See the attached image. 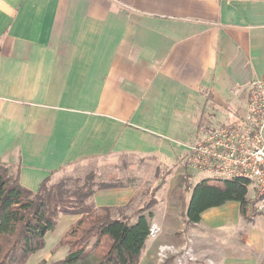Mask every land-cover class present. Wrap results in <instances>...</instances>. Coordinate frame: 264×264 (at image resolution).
<instances>
[{
    "label": "crops",
    "instance_id": "crops-1",
    "mask_svg": "<svg viewBox=\"0 0 264 264\" xmlns=\"http://www.w3.org/2000/svg\"><path fill=\"white\" fill-rule=\"evenodd\" d=\"M253 79L264 81V0H0V164L35 190L52 172L98 162V176L124 186L94 203L117 215L161 176L151 218L161 231L138 264H175L158 262L162 243L191 247L186 264H257L221 260L217 242L192 236L203 215L186 222L191 143L179 137L198 123L215 130L222 111L240 116ZM61 215L62 234L45 246L79 218Z\"/></svg>",
    "mask_w": 264,
    "mask_h": 264
},
{
    "label": "trees",
    "instance_id": "trees-1",
    "mask_svg": "<svg viewBox=\"0 0 264 264\" xmlns=\"http://www.w3.org/2000/svg\"><path fill=\"white\" fill-rule=\"evenodd\" d=\"M55 174L34 190L20 182L12 166L0 164V264H25L41 251L61 214L79 216L58 243L67 247V253L58 261L43 259L37 264H138L153 212L144 213L140 208L133 221L132 216L114 215L111 207L96 206V191L124 186L123 182L100 179L93 171L84 177ZM250 185V180L242 177H203L192 187L186 222L198 223L205 211L228 202H236L240 213L252 219Z\"/></svg>",
    "mask_w": 264,
    "mask_h": 264
},
{
    "label": "built area",
    "instance_id": "built-area-1",
    "mask_svg": "<svg viewBox=\"0 0 264 264\" xmlns=\"http://www.w3.org/2000/svg\"><path fill=\"white\" fill-rule=\"evenodd\" d=\"M187 150L192 175L246 178L256 197L264 202V81L253 79L249 83L245 109L240 116L189 144ZM160 231L161 227L153 222L149 236L155 237ZM156 255L160 263L171 255L176 256L175 264L195 259L191 247L180 251L171 243L160 244Z\"/></svg>",
    "mask_w": 264,
    "mask_h": 264
},
{
    "label": "rangeland",
    "instance_id": "rangeland-1",
    "mask_svg": "<svg viewBox=\"0 0 264 264\" xmlns=\"http://www.w3.org/2000/svg\"><path fill=\"white\" fill-rule=\"evenodd\" d=\"M237 105H240L239 101L236 102V106ZM230 117V111H222L221 114H218V116H216V118L211 121L210 126L215 127L221 125L222 123L226 124L228 123L227 121H229L228 118ZM207 133V130L203 129V125L198 123V125H196V131L194 130L186 132L184 130L179 133V137H182L186 143H192L193 140L201 139ZM96 168H98V162L86 161L84 163L76 164L74 166L72 165L63 169L60 174L56 175V177H84L87 173L92 171L95 172ZM96 171L98 170L96 169ZM95 174L97 175L96 172ZM102 177H104V174ZM160 178L161 176H159L158 179L146 180L141 189L143 192L142 197L138 196L134 202L125 208V210L122 209V214L133 216L136 214V208H139V206H143L144 213L151 211L153 213L159 214L160 207L158 204H161V198L164 196L156 194V189L154 186L159 183ZM202 178L203 176L200 174L193 175L190 180L191 186L193 187ZM100 179L103 178L100 177ZM190 197L191 193L188 192L184 210L187 209ZM248 198L251 202L248 210L250 211V214H253L252 219H248L240 213L239 205L236 202H228L221 207L207 210V212L203 214V220L200 223V227L202 226L201 229L199 227L194 229L195 233L192 236L196 237L197 235H203L206 239L217 242L216 245L219 247L220 252L222 253L221 260H223V257L226 258L228 254L234 253L239 254V256H242V258H245L247 261L250 260V257L257 256V260L259 262L257 264H263L264 214L261 208V206H263V202L257 199L252 185L249 186ZM251 206H254V210ZM113 214L117 215L118 212ZM136 217L137 216H135V218ZM133 221H135V219ZM63 227L64 226L62 223L57 224L54 231L49 232L53 235L46 238V242H49L52 237L61 235ZM61 248L62 246H60L58 243L52 246L47 245L43 250L33 254L25 264H37L43 259H46L50 262L58 261L64 257L62 256L63 254Z\"/></svg>",
    "mask_w": 264,
    "mask_h": 264
}]
</instances>
